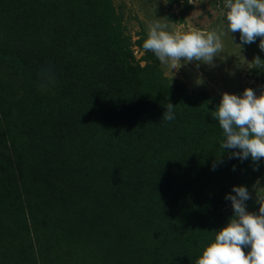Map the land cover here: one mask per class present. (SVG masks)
Returning a JSON list of instances; mask_svg holds the SVG:
<instances>
[{
  "label": "rangeland",
  "instance_id": "374dc122",
  "mask_svg": "<svg viewBox=\"0 0 264 264\" xmlns=\"http://www.w3.org/2000/svg\"><path fill=\"white\" fill-rule=\"evenodd\" d=\"M60 1L67 2L65 6L68 7L69 12L76 9V0H55L58 9L63 7L59 6ZM19 4H25V0H0V46H6L10 49L8 51L4 50V52L0 51L3 52V54H0V61L3 60L2 58L6 60L8 55L10 57L8 64L11 65L10 68L3 65L2 75L0 73V90L5 86L6 76L9 73L23 76L29 74L30 69L37 68L39 71L43 70L44 78L42 77V79L46 83V87L43 89L44 92L51 94L53 99L57 98L59 93H51L47 86V78L52 77L54 82L62 73L64 75L62 74L61 79L55 84L61 86L65 83L70 85L75 82V86L82 88V96L85 94L84 82L88 81V91L91 90L93 95L96 96L99 93L101 82H104V78L109 77L105 82L116 78L127 82L136 95H140L141 91L145 92L147 99H149L147 102L159 106L160 109L161 107L164 108L167 103L173 104L174 108L187 103H194L204 108L211 107L219 104L221 93L228 92L240 95L246 87L253 89L257 94L260 92L258 84L260 77L258 74L251 72L254 68H249L248 62L245 61H251L256 55L250 44H244L240 47L239 33H228L223 0H191V3L190 0H94L87 12L88 15H91L92 21L87 25L94 35H85L84 31L79 28L84 38L77 37L74 38V41H70L65 24L67 15L65 16L66 20L64 19L63 22L60 20L59 33L53 35L58 42V62H55V64L50 59H43L38 62L40 53L42 54L46 49L45 44L51 34L49 31L35 32L29 39L28 46L24 43L27 49L24 60H21L16 54V56L12 55V51L20 45L19 42L24 40L14 26V18L20 16L19 13L27 6L23 5L19 8L17 7ZM52 9L49 12V19L54 24L61 11H55L56 7ZM11 18L13 19L9 23L8 19ZM153 21L165 23L168 26L167 30L172 33L197 30L207 34L215 30L221 36L223 51L218 57L214 58L213 66L191 62L182 66L178 71L175 69L170 70L167 66L162 65L152 52L143 50L142 44L146 38L147 26ZM99 28L100 32H98ZM42 34L43 37L41 38ZM50 39H52V36ZM102 48L110 53L108 59L115 63L119 71L115 72L114 68H101L105 71H103L104 73L101 72L102 74L95 71L91 74L89 70H85V73L82 72V67L87 64L89 58L95 65L100 64L96 60L95 51L98 52ZM4 54H6L5 57H3ZM126 66L131 70H127ZM82 75L84 76L80 78ZM63 78L66 80H63ZM73 80L75 81L72 82ZM27 83L31 85V81L28 80ZM106 87L108 86H105L103 91L106 90ZM69 92L68 90L64 92L68 98L70 96ZM4 93L7 95V91ZM16 94L18 93H11V95ZM66 100L68 102V99ZM92 101L93 98L89 100V102ZM84 102L88 103V101ZM96 102L109 106L108 98L104 95H101V98L99 97ZM51 106L53 105L51 104ZM5 109L6 101L0 97V116L2 118ZM114 112L116 111L111 112L108 108L103 107L96 112L97 121L92 123L96 124L99 119H105V122L109 121L114 124L119 122V126H122L120 122L122 118H117L116 114L115 117L109 115ZM69 113L65 110L60 116L63 115L62 118L66 120ZM118 115H122L121 110H119ZM74 116L73 119L79 118V116ZM1 117L0 144L4 143L9 148L12 156L5 159L0 153V168L7 170L10 166L16 170L15 164L13 163V166L11 164L14 154L11 151L13 149L11 148L10 138L13 137L10 136L12 134L9 135L3 125V120L7 119L8 116L6 115L3 120ZM74 127L79 131L84 130H80V126L75 123ZM87 128L90 129L91 127ZM211 136V142L205 147L200 145L188 147L189 143L187 141L186 143L179 142L176 135L174 137L175 142L170 140L171 137L163 135L162 141L158 144L151 143L148 140L140 142L129 139L136 152L125 154L122 160L118 159L120 162L115 165L112 162L108 163L104 157L96 156L97 152H107L108 145L100 148V151L97 150L98 146L96 149V147L90 146L89 143L80 146L72 142L70 147H62V156L66 153L64 157L67 158V164L72 166L73 169L75 168L77 171L84 170V172L98 170L97 174L98 177H101L102 185L98 187L90 181L95 192V199L97 198L96 194L101 195L108 192L113 202H115L114 196L117 195L127 199L137 195L143 202L157 203L158 205L153 209L152 206L145 208L133 220L114 221L103 232L100 231L99 227L88 229L82 226L83 223L79 222L77 224L69 222L67 225L61 223L62 225L53 232L51 231L53 229L51 225L53 224L50 223L49 219L55 213V207L53 203H50L55 194L46 184L35 182V180L33 182L29 181L27 187L28 185L31 186L34 191H38V194H47L46 198L42 197L40 199L37 198V194L34 195L32 208L30 209L31 214L34 216V223L47 226V229L37 228V233L42 242V249L45 250V261L48 264H58V256L65 251L74 255L73 247L70 246L77 243L76 238L80 239L82 245L85 243V248L82 246L83 251L77 243L80 246L79 254L89 258L94 257V253L95 255L100 254V258H103L101 263L95 261V259L92 260V262H98L99 264H163L165 262L163 257L167 250L174 245L175 240L178 241V244L183 241L190 246L192 241H195L199 245L201 242L200 237L198 238V236H195L196 234H189L186 231L187 226L197 224L196 217L188 208L186 210L181 209L182 212L178 209L181 208L182 200L176 201V195L182 189L183 184L189 180L188 175L192 174L195 178H208L212 175L211 167L214 153L218 152L220 142L224 139L219 125H215L211 130ZM76 137L77 133L73 135L74 139ZM13 141L15 142V135ZM102 142L103 140L100 138L99 143L102 144ZM19 143L20 139L17 135V147ZM173 144L175 146L183 144L186 147L184 151L192 150L193 152H189L185 158H176V164L172 165V169L167 170L165 168L167 164L161 161L173 155V150L170 149ZM213 146L218 150L214 149ZM110 147L112 149L116 148ZM153 151L161 152V155L154 156ZM174 151L178 152L176 154H181V150ZM144 152L151 153L149 156L153 157L155 161L152 163L149 161L150 165L141 168V162L146 160L143 157ZM260 162L262 170L259 178L249 184L234 185L245 186L252 194V199L246 201L247 210L251 212H256L259 207L255 203L252 186L257 180L260 181L261 185H264V160ZM207 166H209L210 171L204 170ZM45 167L46 165L41 168ZM215 169L216 174L220 169L219 162L216 163ZM69 180L76 186L89 183L81 176H73ZM231 189L232 187L224 188L221 195L214 198L213 203L207 206L211 210L210 213H212L209 215L213 217L210 216L209 219L204 221L206 233L204 236L207 237L208 242L214 237L215 231L223 227L214 228L211 225L215 219L213 214H229L230 217L233 214L231 202L225 199V196L229 193L234 195ZM8 193L9 191L0 190V264H26L35 255V251L30 250L32 236L30 226H28L29 222L26 223V226L17 222L18 218H21V207L25 209L24 205L26 203L22 198L23 206H21L14 198V194L9 195ZM184 212L190 216L183 215ZM24 213H26V210H24ZM178 214H181V217ZM66 230L72 236V239H69V250L62 249L66 245L64 242L60 245V250H57V239L60 238L62 232L66 233ZM76 234L80 236L74 237ZM23 245H25L27 252L20 251Z\"/></svg>",
  "mask_w": 264,
  "mask_h": 264
},
{
  "label": "trees",
  "instance_id": "16d2710c",
  "mask_svg": "<svg viewBox=\"0 0 264 264\" xmlns=\"http://www.w3.org/2000/svg\"><path fill=\"white\" fill-rule=\"evenodd\" d=\"M54 1L55 0H25V4H19L17 6L20 8L23 5H27L19 13L20 16L14 18V26L25 41L19 42L20 45L12 51V55H17L21 60H24V54L27 52L24 43L28 46L29 39L35 32L49 31L51 34L48 42L45 44L46 49L42 54L40 53L38 62L39 60L50 59L54 64L55 62L57 63L58 42L53 35L59 33L58 31L61 25L60 20L63 22L66 18L67 21L65 24L67 26L68 37L70 36V41H74V38L77 37H83L79 28L84 31L85 35H94L87 25L88 23H92L91 15H88L87 12L91 4L94 3V0H76V9L73 12H71V10L70 12L68 11V7L65 6L67 2L60 1L59 6L63 7L58 9ZM53 6L56 7V10L54 9L55 11H61V14H59L54 24H52L49 19V12L53 10ZM12 19L13 18L8 19V22L10 23ZM104 30L107 32L106 29ZM98 32H100V28ZM51 36L52 39H50ZM258 45L259 38H257L256 42L250 44L255 55L264 60V52L259 49ZM4 50L8 51L10 49L9 47L1 45L0 51L4 52ZM3 52H0V54H3ZM95 53L96 60H98L100 64L95 65L91 61V58H89L87 64L82 67V72L89 70L91 74L94 71L97 73H104L105 71L101 68H114L115 72L119 71L115 63L108 59L110 53L106 49L102 48L98 52L95 51ZM5 56L6 54L3 55V57ZM7 57L6 60L2 58L3 60L0 61L1 75L3 65L7 68L11 67V65L8 64L10 57L8 55ZM126 69L131 70V68L127 66ZM42 72L43 70L39 71L37 68H34L29 70V74L23 76L9 73L6 76L5 86L0 90V97L6 101V109L3 118H5L6 115L8 118L3 120V118L0 117L9 135L12 134L10 136L13 138L15 135V142L13 138H10V144L13 149L11 151L14 154L11 164L13 166L14 163L16 167V170L10 166L7 170L0 168V190L4 192L9 191V195L14 194V198H16V201L21 206H23L21 202L22 198L25 200V209L21 207V218H18L17 222L24 226L29 222L28 226H30L32 236V246L30 250L32 252L34 250L36 255H33V258L28 260L29 264H48L44 257L45 250L42 249V242L37 233V228L41 229V227H43L47 229V226L36 225L33 220L34 216L30 211L34 195L37 194V198L40 199L42 197L46 198L47 194H38V191H34L29 185L28 188L26 185L29 181L33 182L35 180V182L46 184L55 194V197L50 201L55 207V213H53V216L49 219L50 223L53 224L51 225L53 228L51 231L53 232L56 231L57 227L62 225L61 223L67 225L69 222H74L76 224L78 222L83 223L82 226L88 229H96L99 227L101 229L100 231L103 232L109 228L114 221L121 222L127 219L133 220V218L138 217L145 208H150L152 206L153 209V207L158 205L157 203L143 202L137 195L129 199L117 195L114 196L115 202H113L108 192L107 194H96L97 198L95 199L92 182L98 187L102 185L101 177H98L97 174L98 170L84 172V170L77 171V169H73L72 166L67 164V158L64 157L66 153L62 156V147H70L72 142L80 146L89 143L90 146L96 147V149L98 146L97 150L100 151V148L108 145V148H106L107 152H97L96 156L101 158L104 157L108 163L112 162L115 165L120 162L118 159L122 160L125 154L136 152V149L130 144L129 139L138 140L140 142L148 140L151 143L158 144L162 141L163 135L171 137V141H174L176 135L179 142L183 141V143H186L187 141L189 143L188 147H194L195 145L205 147L211 142V130H213L215 125H219L218 121L212 117L210 112L214 111L217 105L204 108L194 103H187L174 108L175 118L173 120H165L163 118V113L166 110L165 107H161L160 109L157 105L154 106L153 104H149L147 102L149 99H147L145 92L141 91L139 93L140 95H136V93L130 89L127 82L117 80L116 78L110 79L109 82H105L109 77L104 78V82H101L99 93H97L96 96L93 95L91 90L88 91V81L84 82L85 94L82 96V88L77 85L75 86L74 81L77 79L72 81L74 83L70 82L72 83L70 85L65 82H63L65 84L61 86L55 84L61 79V75H64V73H62L53 83H47L51 93H59L58 97L53 99L51 98V94L45 93L44 90L39 87L40 84H46L42 79V77L44 78ZM251 72L259 75L260 79H258V84L261 90V88L264 87V69L254 68ZM83 76L84 75L80 78ZM28 80L31 81V85L27 83ZM63 80L66 79L63 78ZM99 80H101V78H99ZM105 86L108 87L103 91ZM67 90L68 92H72H69V98L67 94L64 93ZM6 91L7 95L4 93ZM13 92L18 94L11 95ZM101 95L108 98L109 106L96 102L99 97L101 98ZM92 98L93 101L89 102ZM66 99H68V102ZM84 101H88V103ZM51 104L53 106H51ZM103 107L108 108L111 112L116 111L109 115L115 117L116 114L117 118H122V120H120L122 126H119V122L116 124L109 121L105 122V119H99L96 124H93L92 122L97 121L98 118L96 112ZM65 110L70 112L66 116V120L62 118L63 115L60 116ZM119 110L122 111V115H118ZM73 114L79 116V118L73 119L72 117H75ZM74 123L80 126V130H84L79 131L74 127ZM84 125H86V129L83 128ZM87 127L91 128L88 129ZM75 133H77L76 139L73 138ZM16 134L19 135L20 139L18 147L16 146ZM100 138L103 140L102 144L99 143ZM110 146L116 148L112 149ZM49 147L53 148L49 149ZM213 148L216 149L214 146ZM170 149L173 150V155L161 161L167 164L165 165L167 170L173 168L172 165L176 164V158H185L189 152H193L192 150L184 151L186 147L183 144H178L177 146L173 144L170 146ZM218 149H216L218 152L214 153L213 159V164L220 163L218 172L215 174L216 169L213 170V167H211L212 175H207L209 176L208 178H195L192 174L188 175L189 180L183 184L182 189L179 190L176 195V201L182 200L181 208L178 209L181 211V209L186 210L188 208L196 217L195 220L197 224L191 225L190 227L187 226L186 231L189 234H196L195 236H198V238L200 237L201 242L198 245L197 242L192 241L191 245L188 246L187 242L182 241L178 244V241L175 240V242H173L174 245L170 247L171 249L167 250V253L163 257L165 261L163 264H195V259L199 255L200 250L208 243L207 237L204 236L206 234L204 221L209 219L211 216L209 214L212 213H210L211 210H209L207 206L213 203L214 198L221 195V191L224 188L239 184H249L259 178L261 174V162L254 164L250 158L242 161L232 157L231 153L233 150L227 149L225 151L221 147ZM174 150H181V154H176L178 152ZM0 153L5 159H9V157L12 156L9 148H7L4 143L0 144ZM149 154L151 155L149 152H144L143 157L148 161L143 160L140 165L141 168L150 165L149 161H151V163L155 161ZM153 155H161V152L153 151ZM44 165H46V167L41 168ZM254 168L256 170H254ZM204 170L210 171L209 166ZM99 172L101 173L100 169ZM73 176H81L85 180H88L89 183L76 186L69 180L73 178ZM151 189L153 190V188ZM24 210H26V213H24ZM182 214L190 216L186 212ZM178 216L181 217V214H178ZM213 216H215V219L212 221L211 225L214 228L224 226L230 217L229 214L225 215L220 213L213 214ZM200 220L202 221L199 222ZM78 236L80 235L76 234L74 237ZM71 237L68 230H66V233L62 232L60 238L57 239V250H60L59 247L63 242L66 243V245L62 249L69 250V239H72ZM86 238H88V236H86ZM76 242L81 248L82 246L85 248V243L82 245L79 238H76ZM77 243H73V245L70 246L73 247L72 251L75 254L73 255L68 251L62 252V254L58 256V264H99L98 262L101 263L103 261V258H100V254L95 255L94 253V257L90 258L85 255H80L78 252L80 246H78ZM243 250L245 252L248 251L247 248ZM20 251L27 252L25 245L22 246ZM22 259L24 260L23 257ZM94 259L98 262H92Z\"/></svg>",
  "mask_w": 264,
  "mask_h": 264
},
{
  "label": "clouds",
  "instance_id": "9594fccd",
  "mask_svg": "<svg viewBox=\"0 0 264 264\" xmlns=\"http://www.w3.org/2000/svg\"><path fill=\"white\" fill-rule=\"evenodd\" d=\"M223 9L227 31L239 33L240 47L259 38L258 47L264 52V0H223ZM167 27L159 21L149 23L142 47L170 70L178 71L191 62L213 66L214 58L223 51L221 36L215 30L207 34L197 30L172 33ZM245 61L249 68L264 69L259 56ZM52 82L49 76L47 83ZM39 87L44 89L46 84ZM165 109L163 118L173 120L174 105L167 103ZM210 112L222 129L223 150L231 149L232 157L242 161L250 158L254 164L264 160V87L259 94L247 87L240 95L223 92ZM212 167L214 170L216 164ZM252 187L258 210H247L246 201L252 199L247 187L232 186L234 195L229 193L225 199L231 202L233 214L200 250L195 264H264V185L257 180Z\"/></svg>",
  "mask_w": 264,
  "mask_h": 264
}]
</instances>
